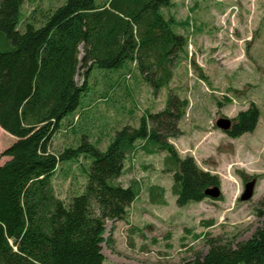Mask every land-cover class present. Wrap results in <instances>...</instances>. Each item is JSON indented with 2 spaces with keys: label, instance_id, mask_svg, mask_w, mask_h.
<instances>
[{
  "label": "trees",
  "instance_id": "1",
  "mask_svg": "<svg viewBox=\"0 0 264 264\" xmlns=\"http://www.w3.org/2000/svg\"><path fill=\"white\" fill-rule=\"evenodd\" d=\"M26 1L0 0V126L16 138L0 165V264H104L103 244L113 248L115 242L112 234L105 237L107 222L124 220L139 195L138 181L118 180L138 145L151 154L166 151L179 206L207 198L205 190L220 186V178L168 141L182 134L179 122L189 104L172 89L161 111L143 115L138 125L123 124L105 149L84 134L57 151L55 135L65 125L75 130L78 113L91 101L92 72L126 80L133 66L158 93L187 59L189 40L170 14L173 0H65L43 14L34 9L21 31ZM80 69L82 84L76 80ZM259 117L252 102L227 133L237 138L251 132ZM81 158L89 160L80 163L84 188L64 200L52 178L60 165ZM149 190L153 198L163 197L164 189ZM259 214L264 218V209ZM207 245L205 255L182 264H264V222L248 240L218 236L207 238Z\"/></svg>",
  "mask_w": 264,
  "mask_h": 264
},
{
  "label": "rangeland",
  "instance_id": "2",
  "mask_svg": "<svg viewBox=\"0 0 264 264\" xmlns=\"http://www.w3.org/2000/svg\"><path fill=\"white\" fill-rule=\"evenodd\" d=\"M64 2L27 0L18 29L25 31L34 9L43 14ZM173 2L170 14L182 22L178 30L188 37L189 54L175 67L168 87L153 93L133 66L134 73L123 81L118 74L95 70L89 79L93 87L90 104L78 113L75 130L65 125L55 135L52 147L62 151L90 134L91 140L105 149L123 124L138 125L143 115L161 111L172 89L189 104L179 122L182 134L168 141L182 157L192 156L202 170L217 174L222 194L219 199L207 197L179 206L173 173L166 170V151L151 154L138 145L118 180L124 185L138 181L143 195L123 221L107 222L105 237L112 234L115 242L113 248L103 244L104 264H182L195 254L205 255L207 238L248 240L264 222L259 214L264 209V0ZM76 80L84 82V69ZM252 102L260 111L253 131L234 138L216 126L220 117L233 119ZM211 134L212 145L207 148L204 136ZM15 141V136L0 126V160L6 158L2 151ZM80 163L87 166L89 160L66 162L55 172L52 182L60 198L68 201L83 190L86 179ZM253 178L257 180L254 195L242 201L245 183ZM154 186L164 189L161 203L149 200L148 188Z\"/></svg>",
  "mask_w": 264,
  "mask_h": 264
},
{
  "label": "water",
  "instance_id": "3",
  "mask_svg": "<svg viewBox=\"0 0 264 264\" xmlns=\"http://www.w3.org/2000/svg\"><path fill=\"white\" fill-rule=\"evenodd\" d=\"M216 126L225 132L230 131L233 126V120L228 117H220L216 121ZM256 182H257L256 178H253L252 180L245 183L244 191L242 192L240 196V199L242 201H248L253 197ZM221 194H222V191H221L220 186H212L205 190V195L209 198L219 199Z\"/></svg>",
  "mask_w": 264,
  "mask_h": 264
},
{
  "label": "crops",
  "instance_id": "4",
  "mask_svg": "<svg viewBox=\"0 0 264 264\" xmlns=\"http://www.w3.org/2000/svg\"><path fill=\"white\" fill-rule=\"evenodd\" d=\"M178 31H179V30H178ZM179 32H181V31H179ZM81 50H82V49H81ZM187 72H188V71H187ZM214 131H215V130H214ZM221 131H222L223 133H227V132H225V131H223V130H221ZM217 133H218V132H216L215 134H216V135H220V134H217ZM204 137H206V138H205V147L208 148V147H209L208 144L212 145L210 142H211V139L213 138V135H212V134H211L210 136H209V135H205ZM219 137H222V136H216V138H219ZM222 139H223V138H222ZM207 145H208V146H207ZM207 148H206V149H207ZM4 150H5V149H4ZM4 150H3V151H4ZM3 151H2V152H3ZM2 158H3V159L0 160V165L4 164V163L9 159L8 157H6V158L2 157ZM141 190H142V185H140L139 195L137 196V199L135 200V202H136L137 200L140 199L141 195H143V192H142ZM148 192H149V193H148V195H149V200H150L151 203L155 204V203H161V202H163L161 196H157L158 198L155 197L156 199L153 198V197L151 196V192H150L149 188H148ZM156 192H158V191L156 190L154 193H156ZM135 202H134V203H135ZM134 203H133V204H134ZM133 204H132V205H133ZM120 221H123V220H120ZM120 221H113V222L116 223V222H120Z\"/></svg>",
  "mask_w": 264,
  "mask_h": 264
},
{
  "label": "flooded vegetation",
  "instance_id": "5",
  "mask_svg": "<svg viewBox=\"0 0 264 264\" xmlns=\"http://www.w3.org/2000/svg\"><path fill=\"white\" fill-rule=\"evenodd\" d=\"M233 126H234V121H233ZM233 126H232V127H233Z\"/></svg>",
  "mask_w": 264,
  "mask_h": 264
}]
</instances>
